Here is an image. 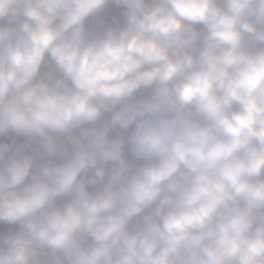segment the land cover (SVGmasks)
<instances>
[{
  "label": "clouds",
  "instance_id": "obj_1",
  "mask_svg": "<svg viewBox=\"0 0 264 264\" xmlns=\"http://www.w3.org/2000/svg\"><path fill=\"white\" fill-rule=\"evenodd\" d=\"M0 264H264V0H0Z\"/></svg>",
  "mask_w": 264,
  "mask_h": 264
}]
</instances>
